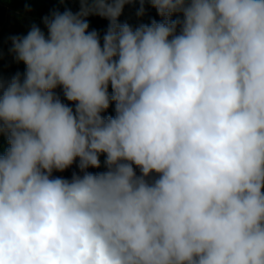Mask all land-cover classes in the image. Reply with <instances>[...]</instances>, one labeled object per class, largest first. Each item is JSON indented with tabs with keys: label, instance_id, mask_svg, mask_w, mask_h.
<instances>
[{
	"label": "clouds",
	"instance_id": "1",
	"mask_svg": "<svg viewBox=\"0 0 264 264\" xmlns=\"http://www.w3.org/2000/svg\"><path fill=\"white\" fill-rule=\"evenodd\" d=\"M79 4L8 37L0 264H264V0Z\"/></svg>",
	"mask_w": 264,
	"mask_h": 264
},
{
	"label": "trees",
	"instance_id": "2",
	"mask_svg": "<svg viewBox=\"0 0 264 264\" xmlns=\"http://www.w3.org/2000/svg\"><path fill=\"white\" fill-rule=\"evenodd\" d=\"M15 9L16 11H19L23 14L30 15L32 17L38 18L40 20V23L38 26H40L42 22V17L49 14L50 10L54 8H58L60 11H63L67 6L66 3L61 4L59 3V0H6V4ZM26 5L30 7L31 11L26 10ZM145 7L147 9L146 14L143 17H137L136 11L139 8V4L135 5H126L123 11V14L121 17H119V20L121 22H128L133 26H137L140 23H150L152 19L161 20V17H159L156 13V10L151 7L149 4H145ZM73 12H76L72 10ZM175 18V16L173 17ZM87 19L90 22V30L96 29L101 32V35L106 30L108 21L104 18H101L99 16H89ZM25 65L23 62L16 63L12 67H10L7 71L6 77H10L11 75L15 74L17 71L23 73L25 70ZM111 91V89H109ZM58 92H60L59 89H57ZM62 95V93H61ZM66 103H70L65 101ZM114 104L110 106V108L107 110L104 115H114ZM6 144V139L4 137H0V146ZM0 151H2V148H0ZM74 170H77L75 165H73L72 168L67 169L65 171V177L71 178V174ZM105 170V169H104ZM89 171L92 172H99L103 171V168L95 169L90 168ZM54 176H61L60 173L54 172Z\"/></svg>",
	"mask_w": 264,
	"mask_h": 264
},
{
	"label": "rangeland",
	"instance_id": "3",
	"mask_svg": "<svg viewBox=\"0 0 264 264\" xmlns=\"http://www.w3.org/2000/svg\"><path fill=\"white\" fill-rule=\"evenodd\" d=\"M65 3L67 8H70L71 10L78 11L80 8L79 0H66ZM5 4L6 0H0V50H2L4 54L3 58L0 59V73L6 77L8 69L16 64L12 56L8 53V49L11 46L8 37L10 35H26L31 24L36 23L38 25L40 20L16 11L9 5ZM39 27L47 34V29L43 23ZM100 159L104 170V156L102 155ZM65 171L58 173H60L61 177H65Z\"/></svg>",
	"mask_w": 264,
	"mask_h": 264
}]
</instances>
